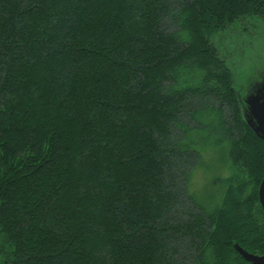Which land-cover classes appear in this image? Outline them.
I'll return each mask as SVG.
<instances>
[{"label":"trees","instance_id":"obj_1","mask_svg":"<svg viewBox=\"0 0 264 264\" xmlns=\"http://www.w3.org/2000/svg\"><path fill=\"white\" fill-rule=\"evenodd\" d=\"M253 23L264 0H0V264L262 253L264 140L227 66ZM207 151L227 175L196 197Z\"/></svg>","mask_w":264,"mask_h":264},{"label":"rangeland","instance_id":"obj_2","mask_svg":"<svg viewBox=\"0 0 264 264\" xmlns=\"http://www.w3.org/2000/svg\"><path fill=\"white\" fill-rule=\"evenodd\" d=\"M249 30V33L244 34V38L240 39L242 43L239 44V47L243 50L240 51L238 49L236 55L229 59L230 63L227 66L231 70L233 85L241 104V117L247 127L250 128L246 120L252 122V125L254 126H257V124L256 120L253 119V116L250 112V106H248L245 101L248 99L250 100L252 96L258 92L264 93V30H262L261 27L256 23L249 25ZM254 128L257 129V127ZM250 130L256 135L255 131L252 128H250ZM203 155V159L199 164L197 170L194 172L191 180L190 190L192 192H195L194 194L196 195V197H200L203 194L205 197L207 196L205 194L208 193L206 190L207 184L212 177L216 175H227L226 170L224 171L220 169L217 171H210L209 169H207V167L213 168L214 166L213 159L216 156L215 151H207ZM235 245L239 246V244L235 241L233 242V248L236 251L234 247ZM263 253L264 251L260 254H250L262 255ZM243 261L245 260L243 259ZM245 264H248V262L245 261Z\"/></svg>","mask_w":264,"mask_h":264},{"label":"water","instance_id":"obj_3","mask_svg":"<svg viewBox=\"0 0 264 264\" xmlns=\"http://www.w3.org/2000/svg\"><path fill=\"white\" fill-rule=\"evenodd\" d=\"M245 102L248 104V106H250V112L253 116V119L256 120L257 126L252 125V122L248 120L246 121L249 124L250 128L255 131L256 135L264 140V93L258 92L253 95L250 100L248 99ZM254 127H257V129ZM257 197L264 214V177L259 184ZM234 247L240 257L248 262V264H264V253L262 255H253L246 252L238 245H235Z\"/></svg>","mask_w":264,"mask_h":264}]
</instances>
